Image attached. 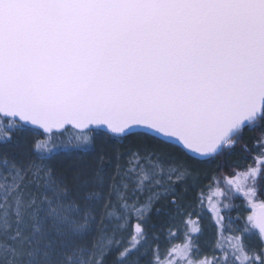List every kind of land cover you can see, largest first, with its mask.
I'll return each instance as SVG.
<instances>
[{
	"label": "snow or ice",
	"instance_id": "snow-or-ice-1",
	"mask_svg": "<svg viewBox=\"0 0 264 264\" xmlns=\"http://www.w3.org/2000/svg\"><path fill=\"white\" fill-rule=\"evenodd\" d=\"M109 261L264 264V0H0V264Z\"/></svg>",
	"mask_w": 264,
	"mask_h": 264
},
{
	"label": "trees",
	"instance_id": "trees-1",
	"mask_svg": "<svg viewBox=\"0 0 264 264\" xmlns=\"http://www.w3.org/2000/svg\"><path fill=\"white\" fill-rule=\"evenodd\" d=\"M250 135V134H249ZM94 157L92 155H87V154H74V153H68L65 155H60L56 158V160L54 161L57 166H61V165H65V166H84L87 165L89 163H91L93 161ZM236 159V156L233 155L231 160H227L225 161V164H231L234 160ZM248 163H251V160L248 161ZM212 167L214 168L215 165H212ZM225 172H228L229 169L227 168V166L224 168ZM208 181L205 180L204 184H207ZM190 195H192V193H189ZM241 200H235L234 203L239 206L241 204ZM231 215L233 216V218H235V216L237 215V213L235 211L231 212ZM208 216L206 215L204 218V225L206 222V218ZM179 243V240L177 239V242ZM109 264H111V262L109 261Z\"/></svg>",
	"mask_w": 264,
	"mask_h": 264
},
{
	"label": "rangeland",
	"instance_id": "rangeland-1",
	"mask_svg": "<svg viewBox=\"0 0 264 264\" xmlns=\"http://www.w3.org/2000/svg\"><path fill=\"white\" fill-rule=\"evenodd\" d=\"M241 196H242V193H241ZM235 200H241V199L240 198H237ZM205 220H206V222H205V228H206V234H207V233H210L211 232V226H210V223H209V218L207 217ZM125 236H128V233H125ZM176 242H177V240L174 241V243H176Z\"/></svg>",
	"mask_w": 264,
	"mask_h": 264
}]
</instances>
